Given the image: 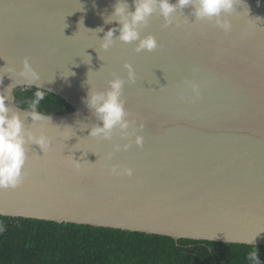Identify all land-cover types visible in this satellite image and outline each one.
Here are the masks:
<instances>
[{
	"label": "water",
	"instance_id": "1",
	"mask_svg": "<svg viewBox=\"0 0 264 264\" xmlns=\"http://www.w3.org/2000/svg\"><path fill=\"white\" fill-rule=\"evenodd\" d=\"M115 3L0 0V91H9L7 104L23 117L27 109L15 105L14 89H37L18 77L27 57L43 90L70 107L46 114L51 120L43 124L25 120L51 143L45 154L28 146L23 183L0 189V216L264 247V1L238 0L227 34L195 21L190 8L179 27H164L154 14L141 36H155L161 47L139 53L118 40L100 48L104 33L118 27L104 23ZM97 28L104 31H90ZM125 62L135 83L127 82ZM113 74L126 81L128 118L145 125L136 133L143 147L134 136L127 150L128 140L115 133L111 141L89 136L101 122L84 99L91 86L106 90ZM186 81L200 86L195 102ZM112 165L133 174L111 175Z\"/></svg>",
	"mask_w": 264,
	"mask_h": 264
},
{
	"label": "clouds",
	"instance_id": "2",
	"mask_svg": "<svg viewBox=\"0 0 264 264\" xmlns=\"http://www.w3.org/2000/svg\"><path fill=\"white\" fill-rule=\"evenodd\" d=\"M134 11L129 10L127 0H116L112 13L104 19L105 24L115 21L118 27H113L104 33L101 39V50L107 51L118 40L125 44H135L134 51L152 52L161 45L155 36L149 34L141 36V31L148 25L150 17L154 14L163 18L164 27L175 24L177 27L181 23L187 24L188 19H181V13L185 8H190V15L195 17V21L213 22L214 26L224 33L232 31V24L227 18L237 10L238 0H176L175 3L170 0H132ZM81 25L83 21L81 20ZM92 32H102L103 28L90 30ZM118 32L119 35L114 34ZM127 69V82L135 83L136 75L132 66L125 62L123 65ZM17 71L16 69H13ZM18 77L20 82L26 86L37 85V91L34 98L27 101V110H24V116L13 110L7 104L9 91H0V189H15L21 185L25 178L24 166L28 160V146L38 145L45 152L49 149L50 139L40 131L34 132L31 127L26 126L25 120L30 117L33 123L43 124L50 121L51 118L39 111V105L44 100L46 91L41 87L38 81L41 80L40 74L32 67L29 59L25 57L22 61V67L19 69ZM114 78L107 81L108 88L103 91L95 90L91 86L87 96L84 99L87 107L93 112L95 118L101 122L91 126L89 136L92 138H102L111 141L114 133L121 139H127L123 144V149L131 147L134 143L137 147H143L144 138L136 133L142 130L145 125L139 123L133 117L129 119V113L125 108L126 100L123 95L125 79L113 74ZM192 92L191 102L200 99V86L195 82L186 81ZM183 101L185 98L180 97ZM71 128V127H67ZM69 136L68 138H70ZM116 151H119L121 145H114ZM113 153L109 152L106 159H111ZM77 162V161H76ZM80 163H76L78 167ZM111 175L133 174L131 168H121L118 165H112ZM5 230V226L0 222V233ZM248 260L254 264H261L258 251H252L248 255Z\"/></svg>",
	"mask_w": 264,
	"mask_h": 264
},
{
	"label": "trees",
	"instance_id": "3",
	"mask_svg": "<svg viewBox=\"0 0 264 264\" xmlns=\"http://www.w3.org/2000/svg\"><path fill=\"white\" fill-rule=\"evenodd\" d=\"M264 1V0H262ZM36 88L14 89V103L27 109ZM70 107L47 92L39 111L61 114ZM0 264H254L264 247L173 239L86 225L0 216Z\"/></svg>",
	"mask_w": 264,
	"mask_h": 264
}]
</instances>
